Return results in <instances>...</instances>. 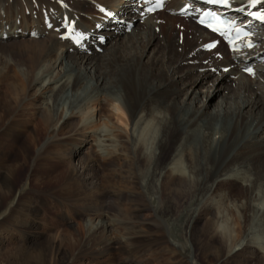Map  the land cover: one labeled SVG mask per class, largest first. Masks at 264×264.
<instances>
[{"label": "bare ground", "instance_id": "1", "mask_svg": "<svg viewBox=\"0 0 264 264\" xmlns=\"http://www.w3.org/2000/svg\"><path fill=\"white\" fill-rule=\"evenodd\" d=\"M184 1L190 0H171L167 8L178 9ZM234 1L236 5L245 2ZM97 6L114 12L117 21L96 14ZM139 13L134 6L115 0H0V52H15L28 60L23 70L8 76L9 94L0 100V250L19 251L8 264H72L86 256L126 250L139 238L140 232L135 231L119 243L106 236L112 221L102 210L109 199H120L122 191L110 190L91 200L79 192L85 193L82 189L90 185L88 172L93 164L100 167L95 153L77 167L68 160L71 175L66 173L70 177L67 185L59 189V200L64 202L61 208L66 210L61 216L72 213L78 219L88 218L80 243H70L71 251L66 252L50 243L34 262H27L34 254L28 253L29 246L18 243L40 238L28 237L40 208L33 201L34 194L21 195V190L15 194L14 176L29 164L35 171L25 174L23 186H28L44 161L60 158L62 150L55 144L59 130L76 138L97 123L104 125L83 138L92 139L90 147L108 153L103 167L120 174L129 202L135 204V191L141 203L158 200L156 217L171 216L178 205L196 202L186 213L184 226L201 227L192 236L194 262L186 264L210 257L217 264H264L254 243L247 240L240 244L235 231L243 225L244 234L256 223L264 235V204L260 205L259 195L264 194V65L259 64L264 58V25L256 27L257 45L252 51L228 56L221 48L203 52L209 35L191 22L164 12L145 18ZM64 17L74 19V29L82 36L90 34L91 42L101 35L114 40L108 48L100 46L101 53L90 44L87 51L74 48L61 41L53 28L48 31L44 27L46 20L57 27V20ZM121 21L133 24L128 32L123 33L126 26ZM31 31L35 37H29ZM121 33L118 40L115 36ZM246 64L253 65L252 77L241 71ZM226 67L229 71L223 72ZM211 76L210 91L198 100L197 90ZM227 86L224 98L208 103ZM27 99L30 104L34 101L31 115L39 120L34 131L24 137L31 115L16 119L21 112L18 107ZM122 123L130 127L127 137L119 129ZM16 143L22 146L21 162L12 156ZM181 160L185 165L170 167ZM4 164L8 166L3 169ZM224 183L241 187L244 195L231 196L221 189ZM14 194L13 204L2 214V200ZM220 223L233 227L222 229ZM129 225L137 230L139 223ZM76 233L70 232L72 241ZM168 244L174 254L183 252V247L171 240ZM77 246L81 252L74 254Z\"/></svg>", "mask_w": 264, "mask_h": 264}, {"label": "rangeland", "instance_id": "2", "mask_svg": "<svg viewBox=\"0 0 264 264\" xmlns=\"http://www.w3.org/2000/svg\"><path fill=\"white\" fill-rule=\"evenodd\" d=\"M163 28H167V27H163ZM175 28L177 30L176 25ZM123 33H125V31ZM122 35L123 34L121 33L115 37H117V39L120 40L122 38ZM105 38H106V42L101 47L108 48L110 47V44L114 39H110V37H105ZM188 40H190V36L188 37ZM181 43L182 40L179 41V44ZM260 60L261 59H259V61ZM23 65L28 66L27 56L19 55L15 52H7V53L0 52V100L3 99L4 97H7L9 94V88L8 85H6L7 84L6 80L9 77H12L13 74L14 75L18 74L19 71L23 70L24 68ZM261 65H264V62ZM37 73L38 70H36L33 75ZM212 79L213 76L205 78L203 84L197 90V94L199 95V96L197 95L199 97L198 100L202 97L205 91H210L209 82ZM227 88L229 89V87L227 86L225 89L222 88V90H219L217 95L212 96V100H210L208 103L210 104L214 102L217 98L220 99L224 98L226 93H228ZM28 99L26 102H24L18 107V111L21 112H19V116L16 119L17 122L22 120L24 117H26V119H29V117L27 116H30L32 112H35L33 111V108L35 106L34 101L31 102L30 100L31 102L30 104ZM95 106H97V104ZM38 120L39 118L37 115L30 116V124L24 130V137L28 136V134L31 131H34V126L35 125L38 126ZM100 124L101 123L93 124L95 125V127L93 125L87 126L86 134L85 135L82 134V136L78 135V137L76 138H70L71 135L70 133H66V131L62 132L61 130H59L57 132L59 135L57 134L56 138H60V139L59 141H57L58 140L57 139L56 140L57 142L55 144L57 146L56 148L62 150L60 158H56V159L51 158L47 161H44L41 164L42 167L37 172L39 176L35 175L33 178L30 177L31 182L29 181L28 186H23L24 183L23 179L25 177V174L27 176V173L30 172L32 173L35 171L34 168H32V170L30 169L29 164L25 166V169L23 171H18L14 176L13 181L15 186L17 187L15 194L17 193L18 190H21L20 193L21 195L34 194L33 201L36 202V205L40 208V216H38V219H36L35 221L36 226L34 227V230L29 232L28 234V237L30 239H33L34 236L40 238L37 240V242L34 241L18 242L22 246L24 245L29 246L28 253L30 254L34 253L30 258H28L29 261L27 260V262H31V261L34 262V259L40 257L39 252H43L44 250H47V248L50 247V243L55 244L57 247H60L62 251L66 252L70 250L69 249L70 243L76 242V244L78 245V243H80V241L82 240L84 236L83 227L87 223L88 218L84 217L78 219L72 213L64 214L66 213L65 212L66 210L65 208L64 209L61 208L64 202H61L59 200L61 196L59 191L62 189L61 186L67 185V180L70 178L69 176H67L66 173L70 172L69 174L71 175V171L67 168V163L70 161L71 166L74 167H77V165L80 166V164L84 163V160H86L89 156H92L95 153L96 154L98 153V163L100 167H96L93 164L92 168H90L91 172H88L90 178L88 184L90 185H87L85 188L82 189L86 194L80 190L79 192H81V194H83L84 197L87 196L86 198H89L91 200L96 198L95 196L110 190L122 191V196L120 197V199H116V200L109 199L107 201L106 206H104L103 208L104 210H102V212L105 215H108L110 221H112V226L110 227V229H108L106 236H108V238H110L114 243H119V241L128 238L130 234L134 233V231L137 233L140 232V236L139 238L134 240L133 243L135 244L132 245L131 248L127 247L126 250L124 248L123 250L114 251L112 253H109L108 254L109 256L108 255L86 256V259H82L79 262H75L72 264H79V263L80 264L82 263L83 264H186L188 260L189 262H194L193 257L195 256V246L192 242V236L199 231L201 224H191L187 228L186 226H184V222H185L186 213H188L191 209H194L196 207L195 205L196 202L193 201L192 203L185 204L182 206L178 205L177 212L173 213L171 216H168L165 213L163 215L160 214L161 216L157 215L158 217H156L154 214V209H156L159 206L158 200L152 199L149 204L141 203L142 200L140 197H138L139 194L136 193L137 191H135L134 193H132L134 194V197H136V198L133 197V199L136 201L135 204L129 202V200L126 197L128 195L127 194L128 192L124 188L125 185L123 183V179L120 176V174L118 172L111 173L109 171H106V169L103 167L104 165H106L107 162L106 156L108 155V153L103 148L98 149L93 146L90 147V143L92 144L91 141L92 139L90 138L84 139L85 137H89V135L87 134L88 132L93 133L96 129L104 125L103 124L100 126ZM123 125L124 124L122 123L120 124L121 127L120 126L118 127H120L119 129L123 132L124 137H127L126 130H129L130 127L128 126L127 128H125L124 127L125 125L124 126ZM150 130L152 132L151 128ZM41 139L43 141L44 137L41 136ZM64 142L66 143L63 144ZM149 143L150 142H148V144ZM12 148H13L12 156L15 159H17V161L21 162L23 159L21 143L20 144L16 143L15 145L12 146ZM34 149L35 146H32L31 150L34 151ZM181 162L180 161L175 162V165H170V167L175 168L185 165L184 162L182 163ZM119 165H121L120 162ZM7 166L8 164H4V166L1 167H3L4 169V167L7 168ZM92 189H94L95 191ZM221 189L226 191L228 190V193L231 196L241 197L244 195V191L241 189V187L234 186L232 184L224 183L221 185ZM15 194L9 200L6 199L2 200V203H4V207L1 212L2 214H4V212H6L8 208L13 204L12 201ZM161 195L163 196L165 195V193H162ZM259 195H261L262 197L260 201V205H263L264 194L259 193ZM100 203L101 205H103V201H101ZM134 205H136L139 208V210L134 211L135 208H137ZM62 212H64L63 216H61ZM224 213L225 212H223V214ZM43 218H44L43 221L39 220ZM131 222L139 223L137 230L130 229L129 223ZM126 223L128 224L126 225ZM225 224L226 223H220L219 227L222 229L233 227V224L231 225L228 224L225 225ZM50 229L52 230L50 231ZM244 229L246 228H244L243 225H241L240 227L239 226L235 227L237 242L241 244V243H245L247 240H251L254 243L255 247L258 248L260 254L263 255L264 257V235L262 237V235L260 234L259 227L256 225V223H254L251 227H249L248 232L242 234ZM73 230L77 231L74 241H72L69 236L70 232H73ZM168 240L169 241L171 240L172 242L182 246L183 252H179L177 254L171 252L172 250H170V248H168V246L166 245L168 244ZM126 241L128 244L131 243V241L129 240ZM37 244H42V245L36 247ZM10 245H12V243ZM18 246L19 245L13 247H18ZM79 251L81 252L80 247L78 246L74 247L73 249L74 254L79 253ZM16 252H19L18 249L14 250L9 248H4L0 250V264H8L9 261L14 258V255H16ZM21 256L22 255H20V257ZM211 260H212L211 257L208 258L207 261L203 260L202 258H199L196 264H217L212 262ZM19 264H25V263L21 262ZM237 264H242V262L239 261Z\"/></svg>", "mask_w": 264, "mask_h": 264}, {"label": "snow or ice", "instance_id": "3", "mask_svg": "<svg viewBox=\"0 0 264 264\" xmlns=\"http://www.w3.org/2000/svg\"><path fill=\"white\" fill-rule=\"evenodd\" d=\"M146 4H151L152 6L147 8V12H152L157 8L161 7L165 0H144ZM205 2L209 5L223 7L225 9H230L232 7L231 0H205ZM245 8L249 9L247 15L251 17V20L258 21L260 23H264V0H247V4L241 6L237 11L244 12ZM252 8H258L257 11H251ZM101 12H104L107 16H112L111 12L106 11L101 8ZM195 11L200 12V9L197 8ZM251 20L249 24H251ZM199 22L204 25L206 28L210 29L213 33H218L220 36L227 41L229 47L233 51H240L239 45L242 43L244 47H252L250 41H246L245 37L251 35V32L243 31L239 26L233 27L235 24V19L228 18L226 15L221 16L217 12L214 11H205L201 13ZM65 23L68 25V32L70 34L74 33L75 36L79 39H83L81 33L73 29L71 22L67 19ZM243 32V35L241 34ZM62 38H70V37H62ZM233 45H237L236 47H232ZM215 44L206 45L208 48H214ZM227 70V69H225ZM249 75H253V71L251 67L244 69Z\"/></svg>", "mask_w": 264, "mask_h": 264}]
</instances>
